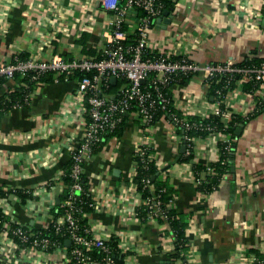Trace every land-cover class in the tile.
<instances>
[{
    "label": "crops",
    "instance_id": "obj_1",
    "mask_svg": "<svg viewBox=\"0 0 264 264\" xmlns=\"http://www.w3.org/2000/svg\"><path fill=\"white\" fill-rule=\"evenodd\" d=\"M172 1L169 17L149 30L151 51L199 64L264 59V0ZM111 14L98 0H0V62L20 55L38 60L88 55L78 44L83 33L86 45L98 53ZM76 84L74 78L40 81L27 105L0 110V185L30 194L25 202L9 194L4 210L29 229L51 222L64 169L79 143L82 120L69 105ZM9 86L12 80L0 86V96ZM208 91L202 75L193 74L186 84L171 86L172 106L186 117L206 116ZM226 106L241 116L255 109L253 95L240 84ZM240 125L228 172L216 190L200 195L190 163L180 160L185 148L172 124L162 119L145 128L130 112L119 136L107 138L83 162L93 202L85 214L91 235L114 240L122 264H248L252 250L264 257V109ZM142 143L151 148L162 177L168 176L172 207L186 221L181 259L170 256L173 237L165 222H143L135 215L141 198L132 166ZM193 154L197 163L216 162V138L196 136ZM7 246L1 232L0 264H63L56 253L14 254Z\"/></svg>",
    "mask_w": 264,
    "mask_h": 264
},
{
    "label": "built area",
    "instance_id": "obj_2",
    "mask_svg": "<svg viewBox=\"0 0 264 264\" xmlns=\"http://www.w3.org/2000/svg\"><path fill=\"white\" fill-rule=\"evenodd\" d=\"M98 1L103 9L112 13L106 22L108 29L106 28L103 34L105 45L100 50V57L83 55L65 60L56 56L50 60H38L14 56L10 61L0 62V79L8 81L13 79L15 73L25 75L32 72L31 79L34 80L50 71H53L55 76L62 75L64 79H76V88L69 99V105L83 124L77 148L70 154V176L73 182L63 189L65 210L61 216L53 220L52 215L47 226L29 229L7 216L4 210L6 198L0 199V208L7 216L0 233L5 232L8 238L5 250L14 254L19 251L52 252L62 256L63 264H117L112 254L111 240L92 236L89 227L82 230L75 216L81 212L76 194L82 191L80 180L84 171L83 162L94 154L95 147L104 140V135L111 133L122 121L123 116L130 112H135L141 126L145 128L155 123V117L160 113L159 120H167L175 129L182 127L184 131H205L207 136L216 138V145L221 141L224 149L229 150L232 148L230 136L216 130L203 119L216 115L222 116L225 125L230 121L231 112L226 106V100L235 89L231 88L232 82H237L238 85L252 82L257 85L254 91L250 92L254 98V108L261 105L264 99V61L242 67L233 61L199 64L151 51L148 33L155 20L162 15V0H124L122 5L118 4L119 0ZM137 10H143L145 13L138 15ZM128 33L135 35L134 40L124 45L122 41L128 39ZM193 74H201L207 85L210 82L221 83V87H217L211 96V112L197 120H192L193 116L186 117L178 113L172 106L170 95L171 82L174 79ZM235 75L238 76L237 80L233 79ZM111 77H115V83L121 81L115 94L107 92L109 86L113 85ZM28 103L29 99H26V104ZM222 103L224 108L221 107ZM16 107L20 106L14 105L12 108ZM195 138L196 136L188 134L181 136L185 154L193 152ZM142 146L148 145L140 144L134 154L143 156L145 153ZM134 165L133 161L132 175ZM209 171L212 172L211 167H207V172ZM201 180L202 177L195 179L193 175L196 186ZM151 200L147 198L142 202L148 208L147 221L159 212L158 204H151ZM92 205L93 202L90 203L91 207ZM138 206L139 204L136 207ZM136 207L134 212L139 218ZM51 223L55 233L65 235L66 241L71 242L69 246L60 245L43 235L42 232ZM94 250L100 254L96 255ZM248 264H264V260L252 254Z\"/></svg>",
    "mask_w": 264,
    "mask_h": 264
},
{
    "label": "trees",
    "instance_id": "obj_3",
    "mask_svg": "<svg viewBox=\"0 0 264 264\" xmlns=\"http://www.w3.org/2000/svg\"><path fill=\"white\" fill-rule=\"evenodd\" d=\"M124 0H119L118 4L122 5ZM163 3V11L164 10H170L174 7V2L172 0H162ZM138 15H142L145 12L143 10H137ZM86 34L83 33L78 40V44L81 46V51L85 54L92 55L95 57L101 56V51L98 53H95L94 50L91 49V47H88L86 45L85 37ZM134 34L128 33V39L125 41H122L124 45H128L133 42L134 40ZM20 58H25L20 55ZM261 61H264V59L260 57H251L246 58L240 62H237V66H247L251 64H257ZM32 72H28L25 75H21L20 73H15L13 76L12 81L14 82V86L8 87L6 92L0 96V110H8L12 109L14 105L24 106L26 104V99L30 98L31 92L34 90L36 84L40 81L45 82H52L55 78L58 80H63L62 75H56L53 71L46 72L44 74L39 75L37 79H31ZM191 77V75H183L179 78L174 79L172 81V85L176 82L180 84H186L188 79ZM234 80L238 79V76L235 75L233 77ZM8 80L0 79V86L4 83H6ZM121 81H117L115 84L110 85L107 89V92L109 94H115L116 88L120 85ZM241 85V89L245 92H253L254 89L257 87V85L252 82H244ZM209 91L208 95L209 97L213 96L214 91L217 87H221V83H209ZM237 86V82H232L231 88H235ZM28 98H27V97ZM260 102V101H259ZM258 104V103H257ZM222 108H224V103L221 105ZM264 109V99L261 101V105L257 106L253 110V112L249 113L246 116L237 115L233 112H231V119L230 121L225 125V123L222 121V116H216V115H209L207 118L203 119L204 122L208 123L209 125L213 126L216 130L228 134L230 136V139L232 140V146L236 142V135L235 130L236 128L245 122L246 119L256 115L260 111ZM173 110V109H172ZM127 116H123L122 121L117 125V127L111 132L106 135H104V140L94 149V153H97L101 147L106 142L107 138L112 136H119V131L121 130L124 122L127 119ZM159 116L161 117V114L159 113L155 117V122L159 120ZM199 117L193 116L192 120H197ZM176 132L183 136V134H188L191 136H201L206 137L207 132L205 131H197V130H189L184 131L182 127H176ZM141 148L144 149V155L140 156L139 154H134L133 161L135 163L134 165V173H133V183L135 185L136 191L140 194L141 202L138 207H136V211L138 214V217L141 221L146 222L147 216H148V208L145 203H142L143 200L147 198H151V204L157 203L159 207V212L153 216L152 218L160 221L165 222L172 234L173 237V245H174V251L170 255L173 260L181 259L184 257V252L186 251V239L184 236V228L186 221L180 214H175L174 209L172 207V200H173V191L171 190L169 184H168V176L162 177L163 171L160 170V168L157 166L156 160L154 156H152L151 148L149 146H142ZM217 149L219 152V158L216 162H209L207 164H201L197 163L194 160V154L191 152L190 154H185L181 157V161L189 162L191 165L192 173L195 177H202L201 183L196 186L197 191L201 195H208L212 191L216 190L222 180L224 178V175L229 170V160L234 156V148L232 147L229 150L224 149L223 144L221 141L217 142ZM71 163L72 161L69 159L65 169L64 173L62 175L63 180V186L64 188L70 186L73 182L72 177L70 176V169H71ZM207 167L212 168V172H207ZM145 180H148L146 182ZM81 186L82 191L76 194L77 198L79 199V206L81 207V212L76 213L75 216L78 218V222L80 227L83 229L87 228V219L85 217V214L89 211H91L92 207L90 206V203L92 202V199L90 195L88 194L87 189V179L84 176V171L81 175ZM9 194H15L21 202H25L28 198H30V194L26 193L24 190L18 189V188H4L2 185H0V199L6 198ZM65 198L64 192H62L59 195V203L54 207L53 211V220L58 218L64 213L65 206L63 205V200ZM7 221V216L3 213L2 209L0 208V231L3 230L4 226L3 223ZM9 231L7 230V234ZM43 235L48 236L50 239H53L57 241L60 245H64L66 242L67 237L65 235H61L54 232V228L52 227V223L48 226L46 230H44ZM110 245L112 247V254H114V258L117 264H122L123 255L119 253L117 244L114 240H111ZM70 249V248H69ZM94 253L96 255H99L100 252L97 250H94ZM252 253L257 255L260 259L264 260V257L258 253L255 250H252Z\"/></svg>",
    "mask_w": 264,
    "mask_h": 264
},
{
    "label": "water",
    "instance_id": "obj_4",
    "mask_svg": "<svg viewBox=\"0 0 264 264\" xmlns=\"http://www.w3.org/2000/svg\"><path fill=\"white\" fill-rule=\"evenodd\" d=\"M167 16L169 17V10H164L163 12H162V15L160 16V17H158L156 20H155V22H157V23H159V22H164L165 21V19H163V17H166L167 18ZM115 77H111V82L114 84L115 83ZM144 82V81H143ZM241 128H242V125H240L239 127H237V129L235 130V135L236 136H238L239 134H240V131H241ZM234 149H235V144L232 146ZM185 148V146H183V149ZM59 202V198H57V203ZM65 244L67 245V246H69L70 244H71V242L69 241V240H67L66 242H65Z\"/></svg>",
    "mask_w": 264,
    "mask_h": 264
}]
</instances>
